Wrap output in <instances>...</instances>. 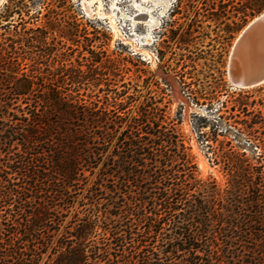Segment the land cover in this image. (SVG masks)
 <instances>
[{
  "label": "trees",
  "instance_id": "obj_1",
  "mask_svg": "<svg viewBox=\"0 0 264 264\" xmlns=\"http://www.w3.org/2000/svg\"><path fill=\"white\" fill-rule=\"evenodd\" d=\"M86 79L50 88L28 74L0 77L11 88L0 87V264H38L71 206L70 188L101 160L109 197L122 202L118 219L106 221L97 202L86 208L44 264H226L242 233L263 241L264 164L231 162L234 203L224 206L172 126L154 111L130 115L107 94L84 98Z\"/></svg>",
  "mask_w": 264,
  "mask_h": 264
},
{
  "label": "rangeland",
  "instance_id": "obj_2",
  "mask_svg": "<svg viewBox=\"0 0 264 264\" xmlns=\"http://www.w3.org/2000/svg\"><path fill=\"white\" fill-rule=\"evenodd\" d=\"M119 6L121 11L104 0L103 11L113 14L122 34L115 36L109 17L89 15L83 0H5L0 6V77L28 74L53 88L83 74L87 79L79 92L84 98L107 94L130 115L154 111L188 146L198 178L218 191L222 205L233 204L228 197L235 172L231 162L264 164V82L233 86L228 60L241 30L264 12V0H172L168 5L153 0L145 3L156 17L153 27L133 22L138 12L129 1ZM92 8L97 10V4ZM146 36L151 39L147 46ZM134 46L147 47L153 59ZM9 61L12 71L2 68ZM102 162L70 188L71 206L60 208L59 227L38 264L96 202L106 221L118 219L116 205L122 202L118 195L109 197L112 182L102 179ZM255 235L242 233L226 264H264V239L255 241Z\"/></svg>",
  "mask_w": 264,
  "mask_h": 264
},
{
  "label": "water",
  "instance_id": "obj_3",
  "mask_svg": "<svg viewBox=\"0 0 264 264\" xmlns=\"http://www.w3.org/2000/svg\"><path fill=\"white\" fill-rule=\"evenodd\" d=\"M4 1L0 0V6ZM262 43H264L263 12L241 30L233 44V52L230 54L227 67L228 78L233 86L246 88L264 82V50L261 52L255 49Z\"/></svg>",
  "mask_w": 264,
  "mask_h": 264
},
{
  "label": "bare ground",
  "instance_id": "obj_4",
  "mask_svg": "<svg viewBox=\"0 0 264 264\" xmlns=\"http://www.w3.org/2000/svg\"><path fill=\"white\" fill-rule=\"evenodd\" d=\"M121 1H129L130 2V6L135 8L136 11L138 12L137 15L133 17V22L134 23H143V24L149 25L150 27H153V25L156 23L157 20H156L155 15L151 11V8H147L145 6L146 2H150V1H153V0H110L112 8L113 9H119L121 11V8L119 6ZM154 1H157V3L158 2H166L167 5H168L169 2L172 1V0H165V1L164 0H154ZM94 3L97 4V10H95V11L92 8V5ZM103 5H104V0H83L84 9L89 15H95L96 14V15H100L102 17L108 16L109 19H110V23H111V26L113 28L115 36H122L120 29L116 25L115 18L113 16V14H107L105 11H103V9H104ZM150 41H151V39L146 36L145 45L146 46L149 45ZM234 42H236V40ZM132 44H133V42H132ZM146 48L145 47H142V48L138 47L136 49L139 50V51L144 52L150 59V58L153 57L152 53ZM255 49L257 51H261L262 52L264 50V43L258 45L257 48H255ZM232 52H233V47H232V50H231L230 54H232ZM249 87H252V86H249Z\"/></svg>",
  "mask_w": 264,
  "mask_h": 264
}]
</instances>
